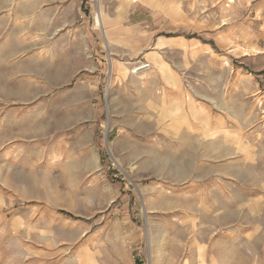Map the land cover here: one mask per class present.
Masks as SVG:
<instances>
[{"label":"rangeland","instance_id":"374dc122","mask_svg":"<svg viewBox=\"0 0 264 264\" xmlns=\"http://www.w3.org/2000/svg\"><path fill=\"white\" fill-rule=\"evenodd\" d=\"M0 264H264V0H0Z\"/></svg>","mask_w":264,"mask_h":264},{"label":"bare ground","instance_id":"6f19581e","mask_svg":"<svg viewBox=\"0 0 264 264\" xmlns=\"http://www.w3.org/2000/svg\"><path fill=\"white\" fill-rule=\"evenodd\" d=\"M228 2H233L234 0H227Z\"/></svg>","mask_w":264,"mask_h":264}]
</instances>
